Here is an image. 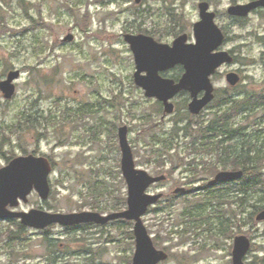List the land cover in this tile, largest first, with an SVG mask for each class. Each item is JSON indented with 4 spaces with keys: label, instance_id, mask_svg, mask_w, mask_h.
I'll use <instances>...</instances> for the list:
<instances>
[{
    "label": "rangeland",
    "instance_id": "1",
    "mask_svg": "<svg viewBox=\"0 0 264 264\" xmlns=\"http://www.w3.org/2000/svg\"><path fill=\"white\" fill-rule=\"evenodd\" d=\"M201 1L0 0V80L11 70H21L13 98L5 99L0 91V122L10 127L5 150L11 149L7 155L12 157L45 155L53 163L49 198L43 200L33 190L16 209L115 211L118 198L127 194L118 136L119 127L127 125L137 166L168 176L149 188L164 197L143 216L156 246L169 253L159 264H233L239 234L252 241L246 264H259L264 256V221L256 220L261 210L253 220L251 214L253 204H264L259 200L264 194L239 204L237 186L223 183L200 190L215 173L204 168L203 160L197 175L188 166H176L179 157L189 162L193 155L188 152L189 139L183 132L175 136L174 129L190 120L211 118L224 94L238 98L264 87V8L237 17L228 8L251 0H206L226 35L220 49L230 51L234 60L212 76L217 97L201 117L190 116L191 95L185 91L173 99L175 112L164 115L163 104L136 84L135 57L125 39L127 33H144L173 43L188 33L189 41L195 42ZM69 34L72 40L66 38ZM184 71L179 65L162 75L177 79ZM230 71L242 77L234 87L226 80ZM157 138L173 140L169 153L160 155L156 149L161 150V144L153 141ZM6 157L0 154V168L9 162ZM219 166L218 171L233 169ZM94 184L103 188L95 191ZM184 185L193 189L190 195L174 197L173 191ZM221 192L228 193L223 210L207 199ZM186 198L202 200L204 210L185 215ZM11 230L22 238L10 248L3 238ZM135 248L134 221L37 229L18 219L0 220L4 264H46L57 256L62 264H132Z\"/></svg>",
    "mask_w": 264,
    "mask_h": 264
},
{
    "label": "water",
    "instance_id": "2",
    "mask_svg": "<svg viewBox=\"0 0 264 264\" xmlns=\"http://www.w3.org/2000/svg\"><path fill=\"white\" fill-rule=\"evenodd\" d=\"M261 7L264 8V0H251L231 5L228 13L246 17ZM199 13L200 20L194 23L195 42L189 41L188 33L178 35L173 43L160 42L152 35L144 33L125 35L135 57V82L144 89L146 96L155 97L163 103L164 115L174 113L173 99L184 90L191 95L189 111L199 114L215 98L212 75L223 64L232 63L234 60L230 51L220 49L226 35L218 25L217 14L211 9L208 1L199 3ZM66 38L72 40L74 37L69 34ZM177 65H182L185 70L178 81L162 75L163 71ZM20 75L21 70L15 69L9 71L5 79L0 80V91L5 99H11L15 95V81ZM241 79V75L236 71L226 74V80L231 86L238 85ZM201 94L203 95L200 96ZM128 134V126L121 125L118 136L122 151L121 169L127 184L126 208L110 213L94 210L52 212L38 208L29 211L16 209L21 201H28V196L33 190H36L43 200L48 199L51 193L50 177L53 165L47 156L31 153L18 155L0 168V220L18 219L24 226L45 229L53 224L64 227L84 223L105 225L117 219H126L134 221L136 248L132 264H159L166 260L169 253L156 246L143 216L149 207L158 203L164 195L163 192L151 193L148 189L151 185L166 180L167 175L152 174L137 166ZM244 174L242 169L220 170L208 184L237 181L242 179ZM185 191V187H177L174 193ZM256 220L264 221V209L256 215ZM251 245L252 241L248 235L239 234L235 237L233 264H246L245 258Z\"/></svg>",
    "mask_w": 264,
    "mask_h": 264
},
{
    "label": "trees",
    "instance_id": "3",
    "mask_svg": "<svg viewBox=\"0 0 264 264\" xmlns=\"http://www.w3.org/2000/svg\"><path fill=\"white\" fill-rule=\"evenodd\" d=\"M217 107L219 108L212 113L211 118L203 119L201 122L190 120L185 125L181 127L177 126L174 129L176 131L175 136H179V133L183 132L189 139L187 142L188 152L190 155H193L192 160L189 162H182L183 159L179 157V162L176 163V166H188V170L193 171L195 175L199 173L201 160L204 162V168L207 169V171H211V174L218 171L220 168L219 164L222 165V168L231 166L233 169H243L245 175L242 180L226 183L225 185L237 186L238 194L236 196L238 202L239 204H246L249 196L252 198L257 194H264V156H262L264 155V87L260 90L246 93L238 98H233V96L228 93L224 94ZM202 114L190 116L201 117ZM239 117H242L241 121H238ZM9 128V126L0 122V154L7 156L6 158L10 161L14 156H8L7 152H11V149L7 148V150H5L10 141L6 136V129ZM153 141L157 144H161L159 146L162 147L161 150L163 152L159 150L160 147L156 149L161 152L160 155L169 153L173 145V140H169L168 138H157L153 139ZM99 182L97 181L96 183ZM101 187L103 188V185ZM101 187L94 184L95 191ZM208 188L211 187L206 185V187L204 186L202 189ZM110 192L115 193L114 191ZM227 194L228 193L221 192L219 195H208L207 199L210 203L216 202L220 206L219 208L222 207L221 209L223 210L224 205L228 204L226 201ZM185 195L188 196L190 194H181L179 196ZM174 197H177V195ZM186 199L189 206H191L193 202L196 204H194L193 207L187 206L186 210L188 211L185 212V215H190L189 217H191L195 212L204 210L205 205L201 203L202 200L198 202L197 199ZM118 200L119 202L114 204V209H124L126 207L127 194L122 193ZM259 200L264 201V197H260ZM253 206L255 210H253L251 214L252 220L254 216L264 208V204H253ZM97 209H99V207ZM228 210L229 209H227V211ZM221 214L222 212L219 211V215ZM233 216L236 218V212H234ZM120 220L126 223V220ZM20 227L22 228L23 226ZM76 227L78 226H74L73 228ZM17 234L18 233L14 230L8 232L6 237L3 238L4 245L10 248L13 247V245L22 238L21 235L18 236ZM250 251H252V249ZM57 257H54V260H46V264H62ZM67 264L81 263L67 262ZM259 264H264V256L259 259Z\"/></svg>",
    "mask_w": 264,
    "mask_h": 264
},
{
    "label": "flooded vegetation",
    "instance_id": "4",
    "mask_svg": "<svg viewBox=\"0 0 264 264\" xmlns=\"http://www.w3.org/2000/svg\"><path fill=\"white\" fill-rule=\"evenodd\" d=\"M177 66H179V65H177ZM180 66H182V65H180ZM182 76V75H181ZM176 81H178L179 79H180V77L179 78H174ZM232 87H234V86H232ZM185 91V90H184ZM184 91H182V92H184ZM182 92H180L179 94H181ZM185 92H188V91H185ZM215 93H216V91H215ZM178 94V95H179ZM203 94H201L200 96H202ZM215 98H216V96H215ZM157 99V98H156ZM158 100V99H157ZM159 101V100H158ZM160 103H161V105L163 104L161 101H160ZM212 103V102H211ZM211 103L210 104H208L207 106H206V108H204L198 115H200V114H202V112H204V110H206L207 108H209L210 106H211ZM193 115V114H192ZM198 115H195V116H198ZM229 170H233V169H229ZM243 170V169H242ZM217 173V172H216ZM167 175V174H166ZM167 178H168V176H167ZM167 180V179H166ZM165 180V181H166ZM162 182H164V181H162ZM232 182H234V181H232ZM232 182H228V183H232ZM160 183V182H159ZM157 184V183H156ZM208 185V184H207ZM218 185V184H217ZM206 186V185H205ZM214 186V185H213ZM180 187H185L186 188V191H188V192H181V193H178V194H175V196L176 195H181V194H188L189 192H191V191H193V189H190V188H187L185 185L184 186H180ZM211 187V186H210ZM204 188V187H203ZM200 189H202V187L200 188ZM164 197V196H163ZM92 224V223H91Z\"/></svg>",
    "mask_w": 264,
    "mask_h": 264
}]
</instances>
